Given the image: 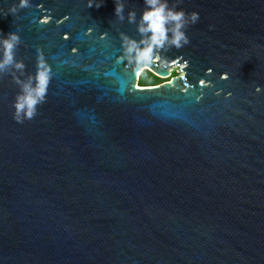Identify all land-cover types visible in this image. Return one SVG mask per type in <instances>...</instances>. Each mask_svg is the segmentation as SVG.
Returning <instances> with one entry per match:
<instances>
[{
  "label": "water",
  "instance_id": "1",
  "mask_svg": "<svg viewBox=\"0 0 264 264\" xmlns=\"http://www.w3.org/2000/svg\"><path fill=\"white\" fill-rule=\"evenodd\" d=\"M89 2L0 0L26 75L38 48L53 73L22 124L0 79V264H264V0H182L190 43L147 69L119 35L144 0Z\"/></svg>",
  "mask_w": 264,
  "mask_h": 264
},
{
  "label": "clouds",
  "instance_id": "2",
  "mask_svg": "<svg viewBox=\"0 0 264 264\" xmlns=\"http://www.w3.org/2000/svg\"><path fill=\"white\" fill-rule=\"evenodd\" d=\"M182 0H174L170 5L168 0H144V10L137 21V13L131 10L127 13V22L135 24L141 39L136 40L121 32L120 40L123 58L137 69L147 68L154 61H164L166 53L172 48L177 50L190 43L186 29L197 24L200 15L196 11L190 13L183 9L177 10ZM94 0H90L87 7L91 8ZM98 8L100 3H96ZM31 7L30 0H19L3 15L15 16L20 10ZM125 4L122 0H115V16L121 23L125 20ZM3 10L0 9V12ZM21 44L20 36L11 32L5 38L0 35V79L11 76V82L18 88L12 107L13 119L22 124L25 120L36 117L37 108L46 101L48 88L52 79V69L47 63L40 49H37L36 72L26 75V65L16 59V51ZM226 78V77H225Z\"/></svg>",
  "mask_w": 264,
  "mask_h": 264
},
{
  "label": "rangeland",
  "instance_id": "3",
  "mask_svg": "<svg viewBox=\"0 0 264 264\" xmlns=\"http://www.w3.org/2000/svg\"><path fill=\"white\" fill-rule=\"evenodd\" d=\"M170 71H171V74L174 75L175 74L174 72L176 71V69L173 68ZM140 78H141V84H153V83L158 82V80H156L153 76H151L150 74L146 72H143L141 74V76L139 77V80ZM163 82H165V80H160L158 83L160 84ZM138 86H139V81H138Z\"/></svg>",
  "mask_w": 264,
  "mask_h": 264
},
{
  "label": "trees",
  "instance_id": "4",
  "mask_svg": "<svg viewBox=\"0 0 264 264\" xmlns=\"http://www.w3.org/2000/svg\"><path fill=\"white\" fill-rule=\"evenodd\" d=\"M144 72H146V73H148V74H150L151 76H153L156 80H158V82L160 81V80H162V79H159L158 77H156L153 73H151V72H149V71H144ZM143 73V72H142ZM141 73V74H142ZM175 73V72H174ZM176 74H174V75H172V74H170V78H172V77H174ZM141 76V75H140ZM165 81H168L167 79H164ZM158 82H156V83H153V84H141V78H140V80H139V86H155V85H158L159 83Z\"/></svg>",
  "mask_w": 264,
  "mask_h": 264
},
{
  "label": "bare ground",
  "instance_id": "5",
  "mask_svg": "<svg viewBox=\"0 0 264 264\" xmlns=\"http://www.w3.org/2000/svg\"><path fill=\"white\" fill-rule=\"evenodd\" d=\"M142 69H143V68H142ZM146 69H147V68H146ZM148 70H149V69H148ZM144 71H145V70H143V71H140V72H139V74H138V80H137V84H136V86H137V87H138V81H139V77H140L141 73H142V72H144Z\"/></svg>",
  "mask_w": 264,
  "mask_h": 264
},
{
  "label": "built area",
  "instance_id": "6",
  "mask_svg": "<svg viewBox=\"0 0 264 264\" xmlns=\"http://www.w3.org/2000/svg\"><path fill=\"white\" fill-rule=\"evenodd\" d=\"M170 74H171V71H170ZM168 80V79H167Z\"/></svg>",
  "mask_w": 264,
  "mask_h": 264
}]
</instances>
